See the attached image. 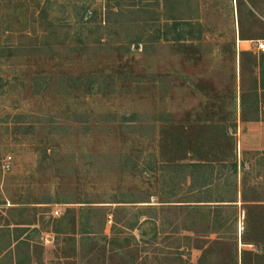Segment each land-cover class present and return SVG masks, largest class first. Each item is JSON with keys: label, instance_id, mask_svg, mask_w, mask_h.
Masks as SVG:
<instances>
[{"label": "rangeland", "instance_id": "rangeland-1", "mask_svg": "<svg viewBox=\"0 0 264 264\" xmlns=\"http://www.w3.org/2000/svg\"><path fill=\"white\" fill-rule=\"evenodd\" d=\"M259 41L264 0H0V264H264Z\"/></svg>", "mask_w": 264, "mask_h": 264}, {"label": "trees", "instance_id": "trees-1", "mask_svg": "<svg viewBox=\"0 0 264 264\" xmlns=\"http://www.w3.org/2000/svg\"><path fill=\"white\" fill-rule=\"evenodd\" d=\"M176 25L177 24H173V32L175 33V36L174 38H172V40H177V41H180V40H183V39H186V37H188V34L191 33V31L189 30H186V32L184 31H178L176 28ZM195 38V37H194ZM241 39H245V38H241ZM235 127L236 125L235 124H231L228 128L232 131V132H225V135H224V138L225 140L227 139L229 142H233V134L235 133ZM234 130V131H233ZM227 135V136H226ZM232 146H230V161H229V164H228V167L231 171V176L235 179L236 176H237V162L235 160V158L233 157V143L231 144ZM229 148V146H228ZM185 165H189L191 168H193L190 177H191V184H195L196 185V191H202L203 189H205L206 187H208L211 182L208 178V175L206 174V171L203 170V168H206V167H209V168H213V164L211 163H207V162H191V163H188V164H185ZM236 180V179H235ZM236 183V182H235ZM236 185V184H235ZM235 198V197H234ZM230 199L228 200L231 204L229 205H235L234 203L237 202L236 199ZM198 202H201L202 200H197ZM218 201H222V200H218ZM233 203V204H232ZM249 211V210H248ZM246 212V219H247V216L249 214V212ZM254 230H255V234L253 235V240L249 241V242H245L244 243H249V244H253V245H260L259 243H262L263 242V239H264V226H257L255 227L254 226ZM243 240H245V238H242ZM235 250H236V242H235ZM234 259H237V254L235 252L234 254Z\"/></svg>", "mask_w": 264, "mask_h": 264}, {"label": "crops", "instance_id": "crops-1", "mask_svg": "<svg viewBox=\"0 0 264 264\" xmlns=\"http://www.w3.org/2000/svg\"><path fill=\"white\" fill-rule=\"evenodd\" d=\"M240 145L247 150L264 151V120H247L239 124Z\"/></svg>", "mask_w": 264, "mask_h": 264}, {"label": "built area", "instance_id": "built-area-1", "mask_svg": "<svg viewBox=\"0 0 264 264\" xmlns=\"http://www.w3.org/2000/svg\"><path fill=\"white\" fill-rule=\"evenodd\" d=\"M257 50L258 51H264V42H261V41H259L258 42V44H257ZM10 156H8V160H6V164H5V168L6 169H9V167H10V165H9V160H10ZM56 213H57V211H56Z\"/></svg>", "mask_w": 264, "mask_h": 264}]
</instances>
